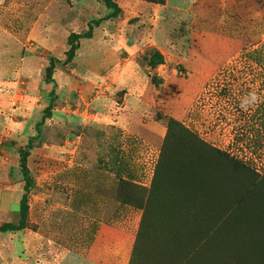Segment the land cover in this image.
Instances as JSON below:
<instances>
[{
  "label": "rangeland",
  "instance_id": "374dc122",
  "mask_svg": "<svg viewBox=\"0 0 264 264\" xmlns=\"http://www.w3.org/2000/svg\"><path fill=\"white\" fill-rule=\"evenodd\" d=\"M113 1L121 8L116 18H108L111 10L101 0H0V22L25 42L28 28L37 20L61 17L66 29L60 35L66 37L70 30L84 33L88 23L104 18L93 23L92 36L104 37L109 43L103 65L111 74L107 82L117 88L129 86L133 78L135 85L146 88L142 103L131 107L138 117L132 125H122L129 128L122 142L125 151L121 152L142 162L146 184L155 166L157 171L163 170L164 180L155 186L151 201L159 220L158 227L157 221L153 222L154 239L162 238L165 230L159 224L169 216L181 224L174 232L177 242L170 246L172 264L177 260L183 264H264V158L251 155L248 146L253 145L246 147L244 142L235 141L238 122L264 99V74L254 83L255 68H247L240 58L244 49L264 43V0ZM72 15L71 24H65ZM66 50L67 46L45 53L36 48L35 53L46 58L47 64L50 57L58 60L56 71L63 77ZM126 59L129 63L124 75L115 80L119 60ZM20 62H15V79L21 87L16 86L14 111L9 114L16 124L7 143L0 137V160L6 155L16 164L19 148L36 134V127L34 135L28 133L32 124H26L27 120L36 118L39 111L23 105L26 88L22 86L27 77ZM44 75L45 70L36 73L39 91L32 100L43 109L51 87L48 84L46 90ZM228 91L232 94L224 99ZM108 92L109 99L103 105H91L90 114L106 111L114 117L116 101L120 103L123 93L120 89ZM3 101L0 97V106ZM171 121L205 140L207 145L195 150L207 154L209 149L213 170L209 184L214 183L217 199L201 204L187 195L192 191L200 196L205 185L187 183L190 169L186 151L191 147L174 125L168 133ZM95 127L105 128L102 121ZM89 132L96 131L79 127L73 138L78 140L76 135L81 133L89 137ZM88 137L79 143L61 141L50 146L38 138L33 140L28 160L34 183L27 198L26 227L6 232L3 239L0 235V249L8 250V264H27L28 257L30 264H60L61 256L66 257L62 264H71V243L85 249L93 246L95 258L103 256L107 264H129L142 217L137 201L145 190L121 183L122 177L81 165L67 168L68 149L76 144V159L83 163L108 150L99 140ZM47 138L53 140L50 135ZM208 144L248 160L251 167L234 164ZM132 167L136 171L137 166ZM4 172L0 173V203L4 202L0 204V225L18 221V200L24 185L19 166L7 177Z\"/></svg>",
  "mask_w": 264,
  "mask_h": 264
},
{
  "label": "crops",
  "instance_id": "0c3cea01",
  "mask_svg": "<svg viewBox=\"0 0 264 264\" xmlns=\"http://www.w3.org/2000/svg\"><path fill=\"white\" fill-rule=\"evenodd\" d=\"M159 8L160 7H158V9ZM47 11L48 9L45 7L44 12ZM72 17L73 15L67 19L68 21L65 24H71L72 20L70 18ZM46 19H48V17H46ZM64 29H66V27L61 17H57L51 21L45 19L44 21L37 20L28 28L26 34L27 39L23 42L12 28L0 22V97L4 100L0 106V137L3 138L6 143L12 138V130H14V125L16 124L15 119L9 116L10 112L14 111L13 98L18 91L16 90V86L21 87L17 79H15V62L21 60L20 67H23L24 76L27 77V81L24 82L22 86V88H26L24 90L26 94L22 95L24 99L23 105L27 109H30V111L39 110L36 114V118L31 120L28 118L26 123L32 124L30 129L32 131L28 133L34 135L32 133L35 124L41 119L42 109L44 107L42 104L32 102V100L37 98L39 91V81L35 80V76L37 71H44L48 65L46 63V58L40 57L35 53L36 48L45 53H53L58 48L62 49L65 47L68 34L75 31L70 30L67 36L63 37V34H60L63 33L62 31ZM57 30L60 31V33L57 34ZM65 33H67V30ZM58 36H60V38ZM107 44L109 43L104 37L97 39L92 36L91 38L81 39L74 58L65 65V75L61 77L60 73L58 74L57 71L55 72L54 77L58 83L56 89L57 98L54 101L51 116L45 119L44 124L40 128L41 131L38 139L40 143L46 146H50L52 142L56 143L61 141L66 144L79 143L80 139L84 140V138L86 139L88 136L81 133L80 135H76L78 140H74L73 131L78 130L79 127H83V129L86 127L90 128L91 131L94 130L96 132H89L88 138L99 140L103 148L105 146L108 150L102 151L100 155H95L90 163L85 161V163H83L82 160L78 162L76 159V144L73 148L68 149L70 156L66 159V163H68L66 166L67 168L74 167V165L77 164L90 170L109 173L143 186H149L153 171L149 183L146 184V182L143 181L142 173L144 170L142 169V162L140 163L130 156H127L126 153H123L125 149L124 144L122 145L129 128L122 125H132L131 123L138 117L137 115H139V113L136 110H132L131 107L142 103V95L146 88L135 85L133 78H131L129 86H117V88L107 82L111 75L107 70L108 68L103 67L107 62L105 60L108 50V48H106ZM127 60L128 59L124 61L119 60V65L116 67L115 80H117V77L124 75V68L129 63ZM130 76L133 77L131 72ZM18 77L19 72L17 73V78ZM45 85L47 87L46 90H48V84L45 83ZM108 89L112 92L114 89H120L123 93L122 97L119 98L120 103L116 101L117 110L114 117L110 116L104 109H102L104 112L101 114L98 112L90 114L88 109L91 105H103L105 100L109 99L107 95L111 93L108 92ZM98 114L102 116L101 119ZM100 121H102V126H105L103 130L95 127ZM83 132L85 131L83 130ZM111 132H114V134L112 135ZM49 135L54 141L47 138ZM62 146L64 147L63 144ZM4 156L5 157L0 160V173L5 171L4 173L7 177L11 169L17 168L18 164L13 163L12 160L8 161L7 156ZM29 161L30 159L28 160V168ZM132 165L137 166L136 171L134 167H132V169L130 168ZM7 181L9 186L10 180ZM0 193H2V191H0ZM12 200L14 202V198ZM2 203L4 204L3 199L0 204ZM5 233L6 232L0 233L1 239H3V237L5 238V236H3ZM28 242L30 243V241ZM92 247L93 246H86L85 249L77 243H71V264H107V262L103 260V256L101 258L100 256L95 258ZM102 248L104 249L105 245H103ZM104 252L105 251H102L101 253L104 254ZM30 258L31 257L27 258V264L31 263ZM56 258V261H59V257ZM63 259H66V257L61 256L60 264L64 262ZM5 263L8 264V250L5 251L1 248L0 264Z\"/></svg>",
  "mask_w": 264,
  "mask_h": 264
},
{
  "label": "trees",
  "instance_id": "16d2710c",
  "mask_svg": "<svg viewBox=\"0 0 264 264\" xmlns=\"http://www.w3.org/2000/svg\"><path fill=\"white\" fill-rule=\"evenodd\" d=\"M101 1L104 3L107 9L111 10L108 15V18H116L121 12V8L113 0ZM103 19L104 18H100L98 20H94L88 23V30L84 33L71 32L68 34L66 39L67 50L65 52V59L63 61L64 64H67L72 61L75 56L76 50L79 48L81 39L92 37L93 23L98 24ZM240 58L244 60V64H247V68H250L252 70L255 68L254 71H256V73H253L252 80L254 83H256L257 77H260L262 74H264V43H262L260 46L252 48L251 50L244 49V52H242ZM158 59L161 60V56H159ZM57 61L58 60H56L54 57H50L48 59V65L45 68L44 83L51 85L49 91V102L47 106L43 109L41 119L35 124L36 134L34 136H30L28 138L27 143L18 150V166L24 181L23 193L18 200L19 219L16 223L6 222L1 224L0 233L20 231L26 227L28 211L27 198L30 188L34 183V180L31 176V171L28 168V157L30 155L31 149L33 148V140L39 138L41 126L44 124L45 119L50 117L52 114L54 101L57 97L56 89L58 83L54 77ZM257 71H261V73H258ZM231 94L232 92L228 91L227 94H224V99H229L228 97ZM170 123L171 124H169V126L167 127L168 133H171V125H174L176 128H178L177 132L181 131L182 133H184V140L186 142V145H190L191 147L190 150L187 149L186 151V161L188 163V169H190L188 173L189 179L187 180V183L192 186L205 185V191L201 195L199 194L200 196H194L196 195V193H192V191L187 193V195L191 199H196V203L200 202L201 204H203L202 202H205L207 200L211 201V199H213L214 197V199H217L218 195L213 196V192L216 194V191L214 190L216 188L212 187L214 183L209 184L210 182H212L209 180H213V170L210 161V158L212 157H210L211 154L209 152V149H207V154H198L195 150L196 148L201 147V145L203 144L206 146L207 144L205 140L200 138L196 132L179 126L174 121H171ZM238 123L239 124H237L236 127L240 129L235 135V141L238 143L244 142L246 144V147L247 144L253 145L252 147L248 146L251 155L255 153L258 157L263 156L264 158V99L260 102L259 105L255 106L251 114L248 115L247 118L242 121V123ZM181 132L179 134H181ZM208 145H210L208 146L209 148L215 149L218 153L229 157L234 164L241 165L244 167H251L248 160H241L240 158L231 155L229 152L217 148L212 144ZM163 177V170L157 171L155 166L149 186H143L130 180L125 182V179L124 181H121V183L123 184H126L128 182L129 184H132L139 189L145 190L141 201H137L136 207L142 210V217L136 234L129 264H172L170 246L173 243L177 242L174 232L176 227H181V224H175L173 222V219L171 220L169 216H166V218H164L163 221L159 224V226L165 230L162 238L156 240L154 239V235L152 233V231H155L153 222H156L158 220V217L156 216V214L153 213L151 201L154 195L155 186L163 182ZM149 223L150 225L148 226ZM147 229L148 234H146ZM183 263V260H177L174 264Z\"/></svg>",
  "mask_w": 264,
  "mask_h": 264
}]
</instances>
